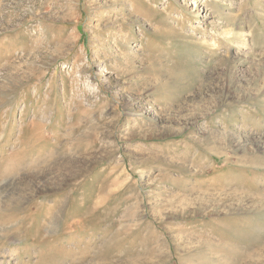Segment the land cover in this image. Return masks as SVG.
Returning a JSON list of instances; mask_svg holds the SVG:
<instances>
[{
    "label": "rangeland",
    "instance_id": "1",
    "mask_svg": "<svg viewBox=\"0 0 264 264\" xmlns=\"http://www.w3.org/2000/svg\"><path fill=\"white\" fill-rule=\"evenodd\" d=\"M0 264H264V0H0Z\"/></svg>",
    "mask_w": 264,
    "mask_h": 264
},
{
    "label": "bare ground",
    "instance_id": "2",
    "mask_svg": "<svg viewBox=\"0 0 264 264\" xmlns=\"http://www.w3.org/2000/svg\"><path fill=\"white\" fill-rule=\"evenodd\" d=\"M261 85V84H260Z\"/></svg>",
    "mask_w": 264,
    "mask_h": 264
}]
</instances>
